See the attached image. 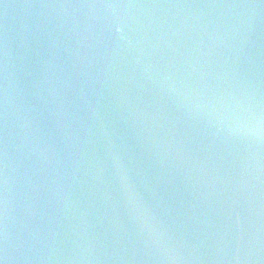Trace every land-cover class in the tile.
Listing matches in <instances>:
<instances>
[{
    "label": "water",
    "instance_id": "water-1",
    "mask_svg": "<svg viewBox=\"0 0 264 264\" xmlns=\"http://www.w3.org/2000/svg\"><path fill=\"white\" fill-rule=\"evenodd\" d=\"M2 264H264V0H0Z\"/></svg>",
    "mask_w": 264,
    "mask_h": 264
},
{
    "label": "snow or ice",
    "instance_id": "snow-or-ice-1",
    "mask_svg": "<svg viewBox=\"0 0 264 264\" xmlns=\"http://www.w3.org/2000/svg\"><path fill=\"white\" fill-rule=\"evenodd\" d=\"M0 264H2V261H0Z\"/></svg>",
    "mask_w": 264,
    "mask_h": 264
}]
</instances>
